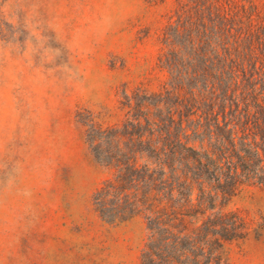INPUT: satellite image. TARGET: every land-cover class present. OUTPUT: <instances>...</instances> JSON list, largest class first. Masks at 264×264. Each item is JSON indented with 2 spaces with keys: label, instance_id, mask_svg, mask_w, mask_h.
<instances>
[{
  "label": "rangeland",
  "instance_id": "374dc122",
  "mask_svg": "<svg viewBox=\"0 0 264 264\" xmlns=\"http://www.w3.org/2000/svg\"><path fill=\"white\" fill-rule=\"evenodd\" d=\"M170 4L0 0V264H141L142 216L110 224L93 196L110 171L87 140L91 119L124 116V94L158 91ZM262 234L228 243L227 264H264V189L230 204Z\"/></svg>",
  "mask_w": 264,
  "mask_h": 264
},
{
  "label": "trees",
  "instance_id": "16d2710c",
  "mask_svg": "<svg viewBox=\"0 0 264 264\" xmlns=\"http://www.w3.org/2000/svg\"><path fill=\"white\" fill-rule=\"evenodd\" d=\"M170 4L154 92L124 94L123 119L89 121L91 152L110 171L93 201L110 224L142 216L141 264H227L226 246L260 236L230 204L264 189V0Z\"/></svg>",
  "mask_w": 264,
  "mask_h": 264
}]
</instances>
